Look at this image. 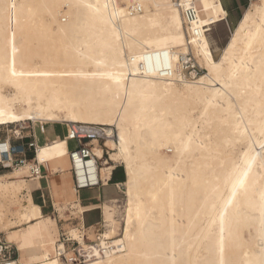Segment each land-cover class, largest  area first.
<instances>
[{
	"label": "bare ground",
	"instance_id": "6f19581e",
	"mask_svg": "<svg viewBox=\"0 0 264 264\" xmlns=\"http://www.w3.org/2000/svg\"><path fill=\"white\" fill-rule=\"evenodd\" d=\"M184 1L202 7L199 37L176 0H0V132L9 141L33 124L36 161L62 172L51 165L69 159L68 125L105 126L94 142L104 186L124 168L121 214L104 204L87 227L95 208L54 202L65 222L80 214L87 241L102 223L103 244L123 245L87 264H264V0L216 52L208 35L229 17L223 0ZM189 55L203 75H187ZM48 127L65 134L40 143ZM30 177V165L0 176V232L19 253L8 264H62L58 219L34 201L41 178Z\"/></svg>",
	"mask_w": 264,
	"mask_h": 264
},
{
	"label": "built area",
	"instance_id": "2783aa9c",
	"mask_svg": "<svg viewBox=\"0 0 264 264\" xmlns=\"http://www.w3.org/2000/svg\"><path fill=\"white\" fill-rule=\"evenodd\" d=\"M176 2L183 9L185 24L191 28L192 34L196 37L201 36V31L198 28L199 13L195 4L192 1L183 2V0H176ZM183 3L185 4L184 7ZM128 10L131 13L141 12V8L137 5L130 6ZM187 59L186 62L182 61L185 64V71L189 74L195 71L197 75H201L203 70L193 64L192 56L189 55ZM168 67L170 75L174 74L171 63H168ZM145 68L148 71H157L152 64L149 67L145 66ZM25 130L27 129L21 128L19 134L11 131L9 141L6 137H0V170L13 171L16 168L30 165V179H43V171L45 170L48 173V170L36 161L35 132L33 130L29 135H25ZM107 130V127L98 125L78 123L68 125V142H74V148L70 150L68 158L74 180L73 192L78 199L83 191L100 190L105 187L100 175L101 161L94 152V142L103 143L109 136ZM7 134L9 135V133ZM8 142L10 143L9 146H7ZM117 188L120 190L119 187ZM53 215L57 217L58 222L61 224L63 220L59 217L55 206H53ZM67 222L78 228V235L75 237L64 228H61V234L54 253L62 264H87L95 261L98 257H105L108 254L123 250L122 244L114 245L111 240H106L107 244L104 245L102 233L94 235L92 241H87L85 230L79 226L78 219L71 218ZM104 230L105 227H103ZM18 258L17 249L0 240V263L8 264V262L17 261Z\"/></svg>",
	"mask_w": 264,
	"mask_h": 264
},
{
	"label": "crops",
	"instance_id": "0c3cea01",
	"mask_svg": "<svg viewBox=\"0 0 264 264\" xmlns=\"http://www.w3.org/2000/svg\"><path fill=\"white\" fill-rule=\"evenodd\" d=\"M51 167L60 168L62 169V172H52L47 169L48 170L47 173L44 170L43 171L44 178L38 180V182L34 183L32 187L33 199L38 205L41 206L42 212L45 216L50 215L52 213L54 202H56L57 204H63L66 201L77 202L82 209L95 208L93 211L86 212L83 215V221L85 223L86 216L91 213H96V211L99 210L98 207L101 206V204L104 201L118 199L121 194V190H118L117 187L119 186L120 188L122 182H116V183H110L108 187H103L100 190L83 191L80 193L78 199V197L73 192L74 180L71 174V164L69 159L55 161L54 164L52 163ZM9 172L11 171H8V173ZM24 179L26 178L24 177ZM110 189H112V192L114 193L113 196L108 195V191ZM86 200L88 201L86 202ZM44 212H46V214ZM97 222H99V217L98 220L94 223ZM0 234H5V233L0 232ZM0 240H2L4 243H7L6 240H3L1 237ZM7 245H11V244H7ZM11 246L15 247V245H11ZM40 252H41V248L36 247L30 250L23 251L22 253H20V256H32L35 254H39Z\"/></svg>",
	"mask_w": 264,
	"mask_h": 264
},
{
	"label": "rangeland",
	"instance_id": "374dc122",
	"mask_svg": "<svg viewBox=\"0 0 264 264\" xmlns=\"http://www.w3.org/2000/svg\"><path fill=\"white\" fill-rule=\"evenodd\" d=\"M223 2H224L225 8L229 12V17H228L227 20H224V21L219 22L218 24L212 26V29H211V31H210V33L208 35L214 52H216L220 48H223L227 44V42H228V40H229V38L231 36V32H232V30H233V28L235 26V24L237 23V21L239 19H241L243 13L245 12V10L250 5L251 0H223ZM197 6H198V9L201 11L202 10L201 5L200 4H197ZM191 54L195 57L196 60H198L197 57H196V55H195V53H193L191 51ZM200 68L203 70L202 71V74H201V75H203L204 72H205V70L202 67H200ZM191 73L190 74L187 73V75L189 77H191ZM22 125L23 124H21L20 126H22ZM32 126H33V124L28 123L27 125H24V127H22V128H26L27 129V130H25L26 131L25 132V135H29L30 132H33V129H32L33 127ZM14 128H15V126H10V129L14 130ZM5 131H6V129L3 128L2 129V132H1V136L2 137H5L6 136V132ZM64 134H65V129H63V128H53V127L52 128L51 127L49 128L48 127L47 128V134L44 136V135L40 134V132H38V137H39L40 143H44V140L45 139L47 140V138L54 139L56 137V135H61L63 137ZM69 147L71 149H73L74 148V142H70L69 143ZM107 158L108 157L105 156V159L106 160H107ZM5 173H8V170H7V172H5L3 170H0V175H3ZM24 177L26 178V176H23V179H24ZM124 180H125L124 168H121L120 167V168H118L114 172L113 181L111 183H116V182H122L123 183ZM121 189L123 191H125V188L123 186L121 187ZM108 195L109 196H113L114 195V193L112 192V189H110L108 191ZM87 201L88 200H86V202ZM125 202H126L125 195L121 191V194H120V196H119L118 199L106 200V201H104L101 204V206H103L104 204H108V205L115 204V205L121 206V208H122L121 211H120V214H121L122 211H123V207L125 205ZM7 203H8V201L5 198H3V197L0 196V204L1 205L3 204L4 206L7 207ZM101 206H99V207H101ZM6 207H5V209H6ZM101 213H102V211L101 210H98V211H96V213L88 214L86 216V218H85V225L87 227L93 225V223L98 220V217H99V222H101L102 221V218H101L102 217V214ZM69 214L70 213L68 212L67 215L69 216ZM52 215H53V210H52V213L49 216H52ZM71 218L78 219L79 226H80V214L79 213H76L72 217H69L67 220L69 221V220H71ZM61 219H63V218L61 217ZM65 220L66 219H63V221L61 222V224L59 223L60 228H65V227L67 228L66 225H70V222H65ZM123 225H124V223H123ZM103 227H104V225L102 223H98L95 226V232L97 234L104 232L103 231ZM0 237L3 240H5V234H0ZM15 248H16V246H15Z\"/></svg>",
	"mask_w": 264,
	"mask_h": 264
}]
</instances>
